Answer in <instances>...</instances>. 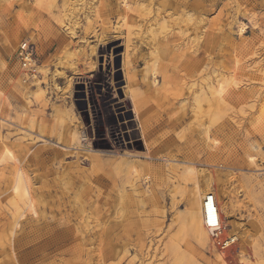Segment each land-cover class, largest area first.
<instances>
[{
    "label": "rangeland",
    "instance_id": "rangeland-1",
    "mask_svg": "<svg viewBox=\"0 0 264 264\" xmlns=\"http://www.w3.org/2000/svg\"><path fill=\"white\" fill-rule=\"evenodd\" d=\"M0 264H264V0H0Z\"/></svg>",
    "mask_w": 264,
    "mask_h": 264
},
{
    "label": "built area",
    "instance_id": "built-area-1",
    "mask_svg": "<svg viewBox=\"0 0 264 264\" xmlns=\"http://www.w3.org/2000/svg\"><path fill=\"white\" fill-rule=\"evenodd\" d=\"M17 58L25 75L30 78L34 77L38 64L32 45L28 42L22 43L17 51ZM204 206L205 219L203 226L209 233L213 245L221 251L236 245V239L231 238V235L226 232L217 198L213 193L205 198Z\"/></svg>",
    "mask_w": 264,
    "mask_h": 264
},
{
    "label": "bare ground",
    "instance_id": "bare-ground-1",
    "mask_svg": "<svg viewBox=\"0 0 264 264\" xmlns=\"http://www.w3.org/2000/svg\"><path fill=\"white\" fill-rule=\"evenodd\" d=\"M67 27V25H66ZM241 32L244 31V28H241L240 30ZM246 32V31H245ZM220 96L222 95H225L227 93V91H225V88H222V87H219L216 91ZM154 155V154H153ZM156 156V155H154ZM152 159H154V157H152ZM22 171V170H21ZM21 174H23V176L25 177V180H26V184H27V194L29 195L30 197V202L28 204V211L36 214V200L34 199L33 195H32V188H31V184H30V180L28 178V175L25 173V172H21ZM204 182V181H203ZM218 182V181H217ZM220 183V182H218ZM207 185V184H206ZM209 185V184H208ZM211 193H210V188L209 186H202V185H195L194 187V198H193V202H192V205H193V210H192V220L196 223L198 220H199V214L201 213L202 214V225L204 223V219H205V206H204V201H205V198L207 196H209ZM215 195V194H214ZM221 196V195H220ZM216 197V196H215ZM223 199V198H222ZM192 200V199H191ZM218 204V202H217ZM218 207H219V204H218ZM220 210V208H219ZM228 217H230V212H227L226 213ZM233 217V216H232ZM228 219V218H227ZM231 220V219H230ZM229 221V220H228ZM240 223L237 224L236 221L232 220V221H229L228 223V226H229V233H232L231 234V238H234L236 239V241L238 242L239 240H241L243 238V230H241V227L239 225ZM242 225V224H241ZM198 226V224H197ZM243 226V225H242ZM204 227V226H203ZM243 228V227H242ZM205 229V228H204ZM206 230V229H205ZM197 231L200 232V227H199V230H198V227H197ZM242 231V233H241ZM207 232V231H206ZM245 232V231H244ZM243 240V239H242Z\"/></svg>",
    "mask_w": 264,
    "mask_h": 264
}]
</instances>
